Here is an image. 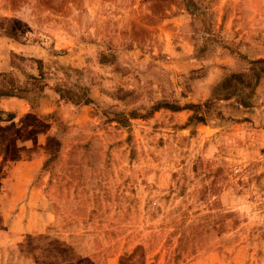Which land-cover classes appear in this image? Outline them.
<instances>
[{
    "label": "rangeland",
    "instance_id": "rangeland-1",
    "mask_svg": "<svg viewBox=\"0 0 264 264\" xmlns=\"http://www.w3.org/2000/svg\"><path fill=\"white\" fill-rule=\"evenodd\" d=\"M0 39V91L93 101L1 129L9 160L41 159L22 203L47 214L0 264H264V0H0ZM249 68L250 90L207 103Z\"/></svg>",
    "mask_w": 264,
    "mask_h": 264
},
{
    "label": "crops",
    "instance_id": "crops-1",
    "mask_svg": "<svg viewBox=\"0 0 264 264\" xmlns=\"http://www.w3.org/2000/svg\"><path fill=\"white\" fill-rule=\"evenodd\" d=\"M0 43H3L5 46V54H9L15 47L9 41H4L2 39H0ZM30 46V44L26 43L24 46L18 45L16 49L23 51V54L28 53V55L32 54L35 56L33 53H30L34 51V48ZM37 53L38 50H36L35 53L38 58L40 55ZM12 69L13 68L9 65L7 59L0 57V73H5ZM22 81L24 80L21 79V81L18 82V85H22ZM46 83L47 82L43 80L41 89H37L36 94H33L32 91L29 92L26 90L19 93L11 92L10 94L0 91V115L4 117V120H0V132L1 129H5L6 132L21 131V124L19 122H22L26 117L31 115L33 107L36 105L37 112L39 114H45L53 111L55 105L62 99H60L53 91V87L50 88L51 85L49 84L50 86H47ZM6 116H9V118H6ZM39 124H41V122H39ZM35 147L37 148L36 144ZM30 148H32V145H30ZM4 149L5 142L0 145V166L5 163L13 166L12 168L7 167L6 171L2 170L0 173V205L2 198H4L5 202L7 201V205L5 204L3 208L0 207V232H5L6 234L2 236L3 238H0V243L11 241L10 238H19L16 236L17 234H29L31 233L29 230H36L38 233L41 232L45 227V223H43L40 219H45V215L47 214L46 211H44V208H31L27 206V204L22 203L26 199L27 194L30 195L27 187L28 185L26 187L24 186V182L28 179L27 172L33 173L38 169V167H40V165L33 168V172L29 171L28 167L31 164L41 163V159H32V157L25 159V157H27L26 154L34 155V153L31 151V153H27L26 151L28 147L26 145L23 147L19 145L15 150L17 157L11 161L9 158L4 156ZM18 168L19 172L16 171ZM7 187H10V189H7ZM33 191L36 193V190ZM32 194L33 193L31 192V195ZM8 205L10 206L8 207ZM31 215L33 218L30 217ZM93 257L94 255L87 256L82 259L90 264H102L97 256V260H95L96 257Z\"/></svg>",
    "mask_w": 264,
    "mask_h": 264
},
{
    "label": "trees",
    "instance_id": "trees-1",
    "mask_svg": "<svg viewBox=\"0 0 264 264\" xmlns=\"http://www.w3.org/2000/svg\"><path fill=\"white\" fill-rule=\"evenodd\" d=\"M260 70H255L253 68H249L247 71H241V72H233L229 73L226 76H223L220 81H218L213 87L210 89L209 97L207 100V103L209 100L216 99V97H221L222 100H230L235 99L239 92L250 90L258 81L259 79V73ZM53 91L58 95L60 99L66 98L70 101V103L73 106H88L93 103L91 98L89 96H74V97H68L66 96L67 90L61 89L59 87L53 88ZM7 94H10L9 91H4ZM206 103V105H207ZM169 109H172L173 111H177L178 108H172L167 107ZM185 109V108H184ZM6 118H9V116H6ZM117 122H121V119L117 120ZM196 122H202V118L200 116L196 117Z\"/></svg>",
    "mask_w": 264,
    "mask_h": 264
},
{
    "label": "built area",
    "instance_id": "built-area-1",
    "mask_svg": "<svg viewBox=\"0 0 264 264\" xmlns=\"http://www.w3.org/2000/svg\"><path fill=\"white\" fill-rule=\"evenodd\" d=\"M260 158L264 161V144L260 148Z\"/></svg>",
    "mask_w": 264,
    "mask_h": 264
}]
</instances>
